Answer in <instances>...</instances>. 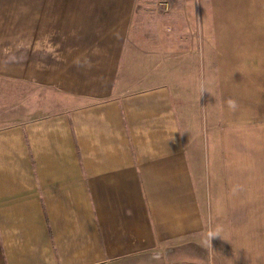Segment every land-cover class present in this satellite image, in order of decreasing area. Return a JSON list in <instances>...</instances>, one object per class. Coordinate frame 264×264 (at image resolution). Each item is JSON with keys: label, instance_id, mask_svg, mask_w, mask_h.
I'll return each instance as SVG.
<instances>
[{"label": "crops", "instance_id": "obj_1", "mask_svg": "<svg viewBox=\"0 0 264 264\" xmlns=\"http://www.w3.org/2000/svg\"><path fill=\"white\" fill-rule=\"evenodd\" d=\"M0 80L69 100L0 128V264H264V0H0Z\"/></svg>", "mask_w": 264, "mask_h": 264}, {"label": "rangeland", "instance_id": "obj_2", "mask_svg": "<svg viewBox=\"0 0 264 264\" xmlns=\"http://www.w3.org/2000/svg\"><path fill=\"white\" fill-rule=\"evenodd\" d=\"M23 7L20 5L19 18ZM68 101L49 91L28 89L26 86H15L0 80V128L60 110Z\"/></svg>", "mask_w": 264, "mask_h": 264}, {"label": "clouds", "instance_id": "obj_3", "mask_svg": "<svg viewBox=\"0 0 264 264\" xmlns=\"http://www.w3.org/2000/svg\"><path fill=\"white\" fill-rule=\"evenodd\" d=\"M191 86L198 92L199 97H201L203 95V93L208 92V88L205 85V83L203 81L197 80L196 78L191 79ZM227 106L232 111H236L237 108L239 107L237 102L233 99L227 100ZM213 237H219V231L218 230L217 231H210L208 233L209 242H210V239Z\"/></svg>", "mask_w": 264, "mask_h": 264}]
</instances>
